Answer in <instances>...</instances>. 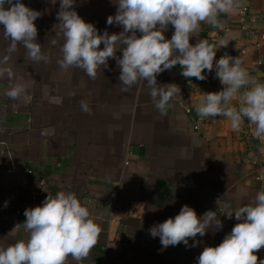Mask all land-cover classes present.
Here are the masks:
<instances>
[{
  "label": "crops",
  "instance_id": "0c3cea01",
  "mask_svg": "<svg viewBox=\"0 0 264 264\" xmlns=\"http://www.w3.org/2000/svg\"><path fill=\"white\" fill-rule=\"evenodd\" d=\"M23 3L41 13L35 21L36 40L49 61L27 59L19 44L10 57L27 100L4 96L9 81L0 79V246L27 239L25 209L65 190L75 192L81 202H92L90 211L101 228L89 255L79 262L69 257L66 264H195L203 249L221 243L238 221L221 215L222 229L198 235L196 246L189 240L188 246L163 248L149 229L186 204L202 215L217 210L218 201L233 207L252 203L264 189V141L253 137L254 126L247 121L240 131H233L224 117L197 115L199 95L223 87L214 69L205 70L204 80L192 77L194 88L183 84L188 78L180 74L179 64L158 74V84L180 88L163 116L144 82L128 92L120 90L113 58L98 68L95 79L78 68L60 69L56 61L63 41L50 43L56 38L59 0L55 5L50 0ZM73 7L101 34L122 31V26L106 23L116 13L112 0H76ZM243 7L248 8L251 35L241 29ZM218 18L223 29L201 24L190 43L203 39L218 47L227 31L230 41L217 49L215 59L225 53L239 56L250 75L264 83V0H241L235 14ZM173 31L169 25L166 38ZM8 43L0 30V53ZM81 100L89 103L90 114L80 110ZM109 202H114L112 208ZM255 254L259 264L264 246Z\"/></svg>",
  "mask_w": 264,
  "mask_h": 264
},
{
  "label": "clouds",
  "instance_id": "9594fccd",
  "mask_svg": "<svg viewBox=\"0 0 264 264\" xmlns=\"http://www.w3.org/2000/svg\"><path fill=\"white\" fill-rule=\"evenodd\" d=\"M55 5L57 0H50ZM116 13L107 17L108 25L122 26V31L109 34L98 32L94 24L85 21L73 5L76 0H59L54 25L57 44L62 39L57 64L67 71L81 69L95 79L100 66L109 58L119 68L121 91L128 92L139 82L149 90L153 106L161 116L166 114L169 101L180 92L175 83L158 84V74L179 64L185 78L204 80L205 70H215V77L223 86L219 91L202 92L195 105L201 118L224 117L233 131H240L245 121L253 125V137L264 141V83L251 76L239 56L225 53L215 59L218 48L226 47L230 33L218 42V47L199 39L201 24L223 29L220 14L233 15L241 7V0H112ZM41 15L23 0H0V30L9 41L0 53V79L9 84L3 95L12 101L27 100L26 87L19 82L10 57L18 44L26 50V58L33 62L49 61L47 53L37 42L36 19ZM174 29L170 39L165 30ZM137 33H140L138 35ZM103 44V47H99ZM238 48V45H235ZM121 52L117 56V51ZM16 82H12V81ZM80 110L90 114L89 103L80 101ZM91 201L78 198L75 192L60 190L45 197L40 205L24 211L22 223L27 239H19L0 246V264H66L69 257L79 262L89 255L97 243L100 225L90 211ZM218 203L217 210L198 215L184 205L174 217L152 226L149 234L159 237L163 248L178 244L196 246L197 236L209 230L222 229L221 215L238 221L216 246H207L195 264H257L255 254L264 246V189L259 190L252 203L233 207ZM264 264V259L259 261Z\"/></svg>",
  "mask_w": 264,
  "mask_h": 264
},
{
  "label": "built area",
  "instance_id": "2783aa9c",
  "mask_svg": "<svg viewBox=\"0 0 264 264\" xmlns=\"http://www.w3.org/2000/svg\"><path fill=\"white\" fill-rule=\"evenodd\" d=\"M248 8L247 7H243L241 10H240V19H241V29L243 31H245L248 35H251L253 34V28L251 26H249L248 24ZM262 38L264 39V34L262 35ZM257 45L258 46H261V43L257 42ZM241 53L244 54L245 53V49H241ZM183 84L187 87H191V88H194L195 87V81L191 78H188V79H185L183 80ZM186 111L187 112H190L191 109L190 107H186ZM199 127L198 124L195 125V128L197 129ZM129 164V161L126 160L125 161V165H128ZM120 185V182L119 181H116L115 182V186L118 188ZM114 206V202H109L108 203V207L109 208H112Z\"/></svg>",
  "mask_w": 264,
  "mask_h": 264
}]
</instances>
